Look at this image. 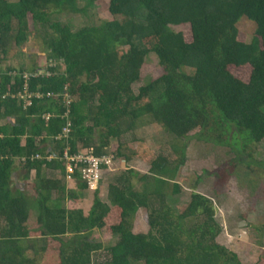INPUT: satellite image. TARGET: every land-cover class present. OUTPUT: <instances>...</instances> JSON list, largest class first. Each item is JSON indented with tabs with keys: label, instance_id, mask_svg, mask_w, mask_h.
I'll return each mask as SVG.
<instances>
[{
	"label": "trees",
	"instance_id": "16d2710c",
	"mask_svg": "<svg viewBox=\"0 0 264 264\" xmlns=\"http://www.w3.org/2000/svg\"><path fill=\"white\" fill-rule=\"evenodd\" d=\"M79 1L0 0V264H45L53 244L56 264H241L215 242L209 199L192 193L183 211L168 206L180 192L185 146L172 145L178 157L158 155L144 175L118 173L105 202L94 191L87 214L75 204L88 189L85 166L72 163L68 173L63 153L129 163L134 153L123 152L121 139L130 134V144L147 119L174 141L198 130V138L229 148L233 158L220 169L225 179L236 165L250 166L264 140V0H101L111 19L75 30L51 21L53 14L89 15L99 0ZM28 16L55 63L45 68L48 75L34 64L4 63L32 34ZM242 20L256 28L248 42L238 39ZM181 25L189 26V41L171 29ZM150 54L161 75L134 92ZM242 67L250 69L248 81L231 71ZM24 74L29 89L43 93L26 107L11 97ZM68 180L75 187L68 189ZM139 209L146 211V233L132 231ZM107 224L112 243L89 239Z\"/></svg>",
	"mask_w": 264,
	"mask_h": 264
},
{
	"label": "rangeland",
	"instance_id": "374dc122",
	"mask_svg": "<svg viewBox=\"0 0 264 264\" xmlns=\"http://www.w3.org/2000/svg\"><path fill=\"white\" fill-rule=\"evenodd\" d=\"M102 1L108 2V0ZM79 2L80 5L83 4L82 0ZM103 4L101 0L95 2V5L90 8L89 15L70 12L53 14L51 21L60 22L75 30L83 23L95 22L98 19H111L105 4ZM28 23L32 34L24 44L22 43L18 48L10 51L4 63L18 67L20 65L29 67L34 64L37 72L43 73L46 67L55 65V63L52 60H47L45 52L42 51L40 35L33 31L30 16H28ZM171 29L181 32L187 41L190 40L188 25L171 26ZM238 31V39L248 42L255 35L256 28L249 21L242 20L238 24ZM58 67L63 70L64 64L58 62ZM231 71L239 79L248 81L250 76L248 67L233 68ZM160 75L161 69L156 56L148 55L145 65L141 69V80L133 86L134 92H137V88L147 81L156 79ZM197 133L198 130L192 131L186 140L174 141L158 126L148 123L147 119L138 123L137 129L134 131V140L130 144H128L132 139L129 137L130 134L121 139L123 152L125 154H128V151L134 153L131 161L126 163L121 159L114 160L110 169L102 171L98 184L90 189L93 191H88V189L83 191L82 198L75 203L76 207L87 214L92 205L94 191L97 192L99 199L105 202L107 186L118 173L132 169L138 174L144 175L148 173L151 161L158 155L169 157L171 160L178 157L171 151L172 145L177 148L185 146L184 164L179 169L176 179L180 186V192L168 198V206L176 212H181L189 203L192 193L206 197L213 205L214 221L219 229L215 242L236 254L241 264H264V140L256 145L255 154L252 156L253 163L250 162V166L236 165L230 177L225 179V174L220 169L222 165L233 158L230 149L212 142H205L197 137ZM124 145L127 147L125 148ZM117 146L116 140L111 141L107 153L115 154ZM66 187L69 189L75 187V184L70 181ZM69 203L67 207L74 209L73 205ZM109 224L100 230H94L89 239L103 245L112 243ZM131 225L133 233H146L148 225L144 209H139L134 213L131 217ZM56 247L57 244H53V250L50 251L46 259L44 258L45 264L57 263Z\"/></svg>",
	"mask_w": 264,
	"mask_h": 264
},
{
	"label": "built area",
	"instance_id": "2783aa9c",
	"mask_svg": "<svg viewBox=\"0 0 264 264\" xmlns=\"http://www.w3.org/2000/svg\"><path fill=\"white\" fill-rule=\"evenodd\" d=\"M40 74V73H38ZM38 74H34L32 76H37ZM48 75V72L46 73ZM24 83L22 85V88L17 92L16 97L20 99L23 102V106H27L31 104L32 98H42L43 94L40 91H31L29 89V84H28V74H24ZM47 95H50L48 93ZM66 95V94H65ZM66 104L68 105L70 100H65ZM49 117L48 113H45L43 115V118L47 120ZM66 132V131H65ZM35 157H40V155H35ZM63 158L66 160V168L68 173H72V163L74 164H84L85 167L81 169L83 179L85 182L88 184V189H91L94 187L95 184H98L101 175H102V164L104 163L105 165L109 166L108 168H111L112 165V157H107L103 159H98L92 156L91 154H75V155H68L67 150L64 151L63 153ZM52 159L51 155L46 156V160L49 161Z\"/></svg>",
	"mask_w": 264,
	"mask_h": 264
},
{
	"label": "clouds",
	"instance_id": "9594fccd",
	"mask_svg": "<svg viewBox=\"0 0 264 264\" xmlns=\"http://www.w3.org/2000/svg\"><path fill=\"white\" fill-rule=\"evenodd\" d=\"M31 91H40L39 89H36V90H31ZM41 92V91H40ZM16 94H17V92L16 93H14V94H11V97H15L16 99H18L17 97H16ZM43 94V93H42ZM50 95H51V93H50ZM50 95H48V96H50ZM42 98H43V96H42ZM34 98H32V100H33ZM35 99H40V98H35ZM18 100H20V99H18ZM32 100H31V104H32ZM21 101V100H20ZM21 103H22V106H23V102L21 101ZM30 104V105H31ZM28 106V105H27ZM23 107H26V106H23ZM44 115V114H43Z\"/></svg>",
	"mask_w": 264,
	"mask_h": 264
},
{
	"label": "crops",
	"instance_id": "0c3cea01",
	"mask_svg": "<svg viewBox=\"0 0 264 264\" xmlns=\"http://www.w3.org/2000/svg\"><path fill=\"white\" fill-rule=\"evenodd\" d=\"M64 101V100H63ZM66 104V102H64ZM67 105V104H66ZM71 180H68V182H70ZM68 184V183H67Z\"/></svg>",
	"mask_w": 264,
	"mask_h": 264
}]
</instances>
